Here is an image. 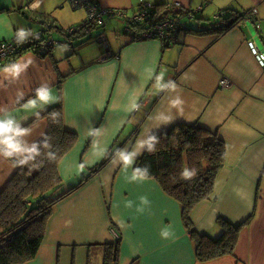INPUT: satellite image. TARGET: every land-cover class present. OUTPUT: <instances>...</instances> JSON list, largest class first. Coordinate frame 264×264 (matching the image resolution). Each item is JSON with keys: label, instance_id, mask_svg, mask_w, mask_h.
Returning a JSON list of instances; mask_svg holds the SVG:
<instances>
[{"label": "crops", "instance_id": "crops-1", "mask_svg": "<svg viewBox=\"0 0 264 264\" xmlns=\"http://www.w3.org/2000/svg\"><path fill=\"white\" fill-rule=\"evenodd\" d=\"M97 2L126 13L137 12L142 2H180L176 10L201 16L179 14L185 28L209 25L224 12L248 17L220 34L182 31L177 43L164 46L125 30L112 34L105 21L69 39L66 30L87 17L70 0H0V42L39 31L49 21L54 26L47 34L59 41L47 54L26 51L0 67V153L13 152L0 154V192L19 161L45 138L44 114L54 104L62 103L65 126L78 134L59 165L62 192L77 188L53 206L36 256L18 264H105L115 236L117 264H264V63L248 45L264 48V0ZM95 28L106 34L112 56L101 58L105 49ZM224 78L232 84L222 85ZM170 83L175 90L164 87ZM177 95L180 109L171 104ZM181 122L198 123L225 142L214 193L193 208L191 221L200 234L217 237L220 218L249 220L234 255L199 260L180 202L157 179L135 171L151 137ZM5 140L20 151L8 149Z\"/></svg>", "mask_w": 264, "mask_h": 264}, {"label": "trees", "instance_id": "trees-1", "mask_svg": "<svg viewBox=\"0 0 264 264\" xmlns=\"http://www.w3.org/2000/svg\"><path fill=\"white\" fill-rule=\"evenodd\" d=\"M155 6L158 17L182 14L188 19L201 18L199 11L176 10L175 4ZM244 17H248V14L224 12L218 20L210 21L209 25L186 27L184 31L220 34ZM48 24L49 28L41 30L42 35L38 40H31L32 37L22 38L16 34L11 41L17 49L10 58L5 59L2 66L14 64L26 51L49 53L52 46L41 49V42L50 37L47 33L53 28L54 21H49ZM79 26V32L70 33L69 29L66 30L69 39L85 30L84 28H92ZM44 116L48 121L45 138L35 147L36 152L31 151L27 155V162L18 166L13 177L0 192V264H18L34 258L43 242L46 223L53 206L77 188L62 192L59 165L75 146L78 134L65 126L61 102L54 104ZM110 154L92 174L109 163L112 158ZM225 155V142L217 133L198 123L181 122L168 131L152 136L146 151L137 159L135 166L137 174L157 179L162 188L180 202L184 220L195 238L197 257L201 261L226 254L234 255L240 230L249 222L246 220L234 223L220 218L221 233L212 237L209 234H200L191 221L193 208L212 197L216 176L224 163ZM193 169L196 171L195 177L191 180L184 179L182 173ZM119 240L120 238L115 239L107 248L105 264H117Z\"/></svg>", "mask_w": 264, "mask_h": 264}, {"label": "built area", "instance_id": "built-area-1", "mask_svg": "<svg viewBox=\"0 0 264 264\" xmlns=\"http://www.w3.org/2000/svg\"><path fill=\"white\" fill-rule=\"evenodd\" d=\"M71 5L74 8H83L86 10L87 17L82 25L85 27L101 26L105 21V16L110 15H120L124 18L126 22L125 32L131 35L134 39H149L156 38L159 39L164 46L172 45L178 42L180 33L184 31L185 25L180 16L177 15H167L158 17L156 15L157 8L151 2H142L140 4L139 10L134 12L131 17L127 15L124 10H118L113 8L102 7L97 0H70ZM175 6L182 7L180 2H176ZM192 11V10H190ZM193 13L191 12V15ZM252 16V14H251ZM80 26L72 27L68 32L78 31ZM49 27L46 26V29ZM19 37L27 38L32 37L31 40H38L42 31L36 32H24L21 36L20 32L17 33ZM97 41L104 47L105 52L103 53L102 59L108 56H112L113 53L109 49L108 38L104 32H101L97 36ZM57 41L47 38L45 41L41 42V49L46 46H53ZM248 45L250 49L255 53L257 58L264 63V48L258 49L253 41H249ZM16 45L11 41L0 42V67L3 65L5 59L10 58V55L16 51ZM222 85L230 86L232 82L228 79H222L220 81ZM114 239H118L117 236Z\"/></svg>", "mask_w": 264, "mask_h": 264}, {"label": "clouds", "instance_id": "clouds-1", "mask_svg": "<svg viewBox=\"0 0 264 264\" xmlns=\"http://www.w3.org/2000/svg\"><path fill=\"white\" fill-rule=\"evenodd\" d=\"M35 6H36V5H33L32 7H35ZM20 35L23 36V35H24V32L21 31V32H20ZM164 87H166V88H167V87H170L172 90H175L177 86L175 85V83H170V84H166V85H164ZM171 104H172L173 107H175V108H177V109H180L181 106H182V104H183V100L180 98L179 95H177L176 98H175L173 101H171ZM4 131H5V126H4V124H0V133H2V132H4ZM3 143H5V144L7 145V148H8V149H12L13 151H20V149H19L15 144L10 143V142L7 141V140L3 141ZM31 151H32V152H36V149L33 148ZM0 154L4 155L5 157H8V156H11V155L13 154V152H12V151H4V152H2V153H0ZM36 154H38V153H36ZM120 155H121V158H122L125 162L128 161V159H129L128 155H126V154L123 153V152H121ZM29 158H32V157H29ZM19 162L22 163V164H23V163H26V162H27V159L20 160ZM195 175H196V171H195L194 169L191 170V171H189V170H185V171L182 173L183 178H184V179H188V180H191L193 177H195Z\"/></svg>", "mask_w": 264, "mask_h": 264}, {"label": "rangeland", "instance_id": "rangeland-1", "mask_svg": "<svg viewBox=\"0 0 264 264\" xmlns=\"http://www.w3.org/2000/svg\"><path fill=\"white\" fill-rule=\"evenodd\" d=\"M127 15L131 17L133 15L132 11L128 10ZM105 22L107 24L106 29L111 32L112 34H119V35H126L124 33L126 22L124 18L120 15L114 14L110 16H105ZM101 31L100 28H95L93 31L94 35H97ZM95 38V37H94ZM115 152H112L110 156H113Z\"/></svg>", "mask_w": 264, "mask_h": 264}, {"label": "bare ground", "instance_id": "bare-ground-1", "mask_svg": "<svg viewBox=\"0 0 264 264\" xmlns=\"http://www.w3.org/2000/svg\"><path fill=\"white\" fill-rule=\"evenodd\" d=\"M80 25H82V24H80ZM47 26H49V24H48ZM78 26H79V25H78ZM76 27H77V26H76ZM93 27H96V26H92V28H93ZM44 28L46 29V27H44ZM71 28H72V27H71ZM71 28H68V29H71ZM88 28H89V27H88ZM84 29L86 30V28H84ZM41 30H42V29H41ZM49 30H51V29H49ZM49 30H48V31H49ZM76 32H79V30L76 31ZM100 33H101V32H100ZM97 36H98V35H97ZM97 36H96V40H97ZM49 38L52 39V36H50ZM98 43H99V42H98ZM56 44H58V41L56 42ZM54 45H55V44H54ZM54 45H53V46H54Z\"/></svg>", "mask_w": 264, "mask_h": 264}, {"label": "water", "instance_id": "water-1", "mask_svg": "<svg viewBox=\"0 0 264 264\" xmlns=\"http://www.w3.org/2000/svg\"><path fill=\"white\" fill-rule=\"evenodd\" d=\"M53 40L57 41L55 38L52 37ZM59 42V41H58Z\"/></svg>", "mask_w": 264, "mask_h": 264}]
</instances>
